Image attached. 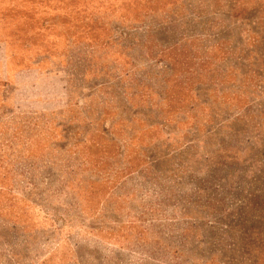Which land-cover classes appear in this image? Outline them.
I'll list each match as a JSON object with an SVG mask.
<instances>
[{"label":"rangeland","instance_id":"1","mask_svg":"<svg viewBox=\"0 0 264 264\" xmlns=\"http://www.w3.org/2000/svg\"><path fill=\"white\" fill-rule=\"evenodd\" d=\"M0 264H264V0H0Z\"/></svg>","mask_w":264,"mask_h":264}]
</instances>
